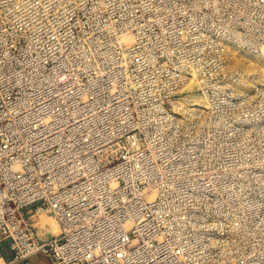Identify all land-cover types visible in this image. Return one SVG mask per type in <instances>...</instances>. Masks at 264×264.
Segmentation results:
<instances>
[{
    "label": "built area",
    "instance_id": "obj_1",
    "mask_svg": "<svg viewBox=\"0 0 264 264\" xmlns=\"http://www.w3.org/2000/svg\"><path fill=\"white\" fill-rule=\"evenodd\" d=\"M21 3L0 0V21L16 18ZM189 9L194 49L184 43L173 80L157 86L153 54L134 46L123 87L134 99L105 102L101 87L78 83L86 70L64 87H0V241L14 263L41 253L46 264H264V205L256 199L251 211L247 196L225 194L219 170L173 164L191 136L159 121L198 122L215 108L225 43L264 45V0H194ZM193 73L208 107L172 111L166 99ZM33 205L49 207L61 230L40 237L26 211Z\"/></svg>",
    "mask_w": 264,
    "mask_h": 264
},
{
    "label": "rangeland",
    "instance_id": "obj_2",
    "mask_svg": "<svg viewBox=\"0 0 264 264\" xmlns=\"http://www.w3.org/2000/svg\"><path fill=\"white\" fill-rule=\"evenodd\" d=\"M193 1L23 0L17 5L16 18L0 21V87H64L73 71L86 70L88 74L77 76L78 83L101 87L98 97L118 104L137 95L123 88L131 84L128 74L134 46L149 57L153 54L151 66L159 78L156 85L162 87L166 78L174 79L183 60L184 43L189 41L188 47L194 49L191 42L197 26L189 9ZM248 50L252 49H236V54L228 55L225 43L219 74L213 77L219 85L216 106L203 110L202 120L189 124L159 121L169 132L191 136L180 140L184 150L171 157L173 164L206 167V176L219 170L229 189L225 194L236 195L238 202L247 196L255 211L254 200L264 205V59L245 63L243 55L262 54L263 46ZM205 59L213 64L211 58ZM54 63L60 66L59 77ZM200 87L197 81V87L179 89L166 102L174 111L183 101L191 102L194 94L206 99ZM240 206L236 204V208ZM30 209L31 214L37 213L33 226L40 237L61 230L50 226L57 219L49 207L38 210L33 205ZM46 215L50 224L36 223ZM261 218L264 226V216Z\"/></svg>",
    "mask_w": 264,
    "mask_h": 264
},
{
    "label": "bare ground",
    "instance_id": "obj_3",
    "mask_svg": "<svg viewBox=\"0 0 264 264\" xmlns=\"http://www.w3.org/2000/svg\"><path fill=\"white\" fill-rule=\"evenodd\" d=\"M129 40V38H128ZM131 40V39H130ZM225 49V48H224ZM236 49H241L236 43L234 42H226V53L229 55H234V53L236 54ZM248 51H252V50H248ZM247 55H243V59L245 60V63H249L250 65H252L253 63H258V62H262V59H264V45H263V51L262 54L256 53V52H247ZM197 81H199L198 77H197V73H193V75L189 78V81L186 83V87L185 88H192L194 89L195 87H197ZM194 97L192 98V101H188V100H184V106L187 105L188 103L190 104H202L205 107H208V102L206 99H204L200 94H194ZM186 107V106H185ZM41 209H45V207H40ZM48 216L46 215L44 217V222H50L48 221ZM51 225L53 226L54 230H60L62 228V225L60 223V221L58 222V220L56 221H52L50 222Z\"/></svg>",
    "mask_w": 264,
    "mask_h": 264
},
{
    "label": "crops",
    "instance_id": "obj_4",
    "mask_svg": "<svg viewBox=\"0 0 264 264\" xmlns=\"http://www.w3.org/2000/svg\"><path fill=\"white\" fill-rule=\"evenodd\" d=\"M26 211H27L28 214H31V212H32L30 208H28ZM31 215H33L34 219L37 218V213L33 212ZM36 223H40L42 225L50 224L49 222H44L42 220H40V221H38ZM50 226H52V225L50 224ZM0 246H1V251H2V255H0V264H19V263H14L12 261L13 253H12V251L10 249L8 239L3 238L0 241ZM32 262H33V264H46L47 263V258L41 253L40 254H36L35 256L32 257Z\"/></svg>",
    "mask_w": 264,
    "mask_h": 264
}]
</instances>
